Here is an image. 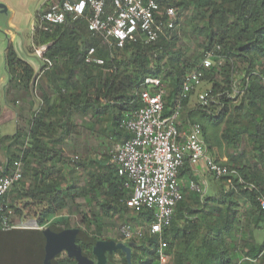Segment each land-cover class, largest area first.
<instances>
[{
  "label": "trees",
  "instance_id": "16d2710c",
  "mask_svg": "<svg viewBox=\"0 0 264 264\" xmlns=\"http://www.w3.org/2000/svg\"><path fill=\"white\" fill-rule=\"evenodd\" d=\"M156 2L161 9H192L200 16V26L194 25L193 31L201 37V50L194 57L185 58L176 50L177 38L173 34L147 44L136 39L123 48L108 46L88 29L87 10L85 17L68 15L63 24L49 31H32L31 46L47 45L43 56L51 65L42 63L41 74L50 84L52 98L41 92L38 83L34 85L40 92L41 105L27 131L17 130L13 136L0 139L7 143L8 166L19 156L23 161L22 179L4 200L20 221L33 220L38 228L49 224L53 230L70 228L69 217L63 212L70 206L79 209L78 199L95 203L99 213L82 214L76 226L79 233L75 243L90 260H94L93 245L101 239L110 220L122 218L145 225L151 220V212L125 207L122 181L112 155L107 154L102 161H88L90 175L86 184L75 186L68 180L71 169L60 146L74 133L75 114L92 121L91 129L102 125V132L115 144L125 138L119 127L121 119L142 105L135 93L144 78L159 77L166 91L164 115L179 105L185 121L200 124L206 144L209 140L219 144L214 132L221 124L224 129L220 136L233 149L237 150L246 136L255 153L253 158L262 169V175L253 176L237 158L227 159L222 164L255 188L240 185L236 177H230L231 184L227 183L229 177H221L217 179L221 187L213 197L193 193V204L184 198V190H188L184 187L172 222L161 234V240L166 242L164 264H264V209L259 202L264 198V0ZM170 32L173 29L167 36ZM90 48H94V58L101 64L86 62ZM206 51L218 56L200 79L209 86L205 89L208 104L185 112L191 93L180 99L182 83L188 72L199 67ZM5 70L8 86H16L24 93L33 87L32 68L18 58L12 47L5 52ZM235 81L242 94L230 99L228 94ZM10 230L0 225V234L4 233L0 240L7 235L8 244L16 250L21 234ZM238 230L241 237L236 239L231 233ZM255 230L263 231L260 243L256 242ZM130 243L129 260L117 250L106 257V264L159 263L158 236ZM42 257L43 254L34 257L32 246L30 250L21 249L20 259L26 264H40ZM52 264L77 263L60 255Z\"/></svg>",
  "mask_w": 264,
  "mask_h": 264
},
{
  "label": "built area",
  "instance_id": "2783aa9c",
  "mask_svg": "<svg viewBox=\"0 0 264 264\" xmlns=\"http://www.w3.org/2000/svg\"><path fill=\"white\" fill-rule=\"evenodd\" d=\"M42 6L44 8L37 14L32 27L33 32L49 31L51 27L63 24L68 15L85 17L87 10L88 29L100 36L108 46L119 48L136 39L147 44L168 38V30L174 29L175 9H161L156 0H45ZM46 48L47 45H32L33 53L49 67L51 63L43 56ZM94 54V48H90L86 62L101 64L102 61L95 59ZM215 57L218 58L214 52L206 51L199 67L186 74L180 99L186 98L200 85L203 72L212 66ZM135 94L142 105L130 116L121 119L119 127L125 133V138L115 144L112 159L122 181L123 204L134 211H150L151 220L137 226L125 223L120 229L123 241L129 243L146 236H158V264H164L167 260L164 253L166 242L161 240V234L170 226L176 206L183 198L178 173L185 163L194 166L203 162L207 173L217 179L229 177L227 183L231 184L232 176L237 178L240 185L249 189L255 187L245 184L234 169L208 156L200 124L185 120L180 122L182 110L179 105L172 113L164 115L166 91L159 77L144 78ZM241 94L235 81L228 98L235 99ZM198 101L205 107L208 93L200 94ZM22 173L21 156L10 166L0 164V225L3 228L17 227L11 220L13 210L4 197L22 179ZM187 188L200 196L205 194V188L195 182H190ZM259 202L264 209V198H259Z\"/></svg>",
  "mask_w": 264,
  "mask_h": 264
},
{
  "label": "rangeland",
  "instance_id": "374dc122",
  "mask_svg": "<svg viewBox=\"0 0 264 264\" xmlns=\"http://www.w3.org/2000/svg\"><path fill=\"white\" fill-rule=\"evenodd\" d=\"M44 3L45 0H0V79L6 76L5 52L9 47H12L19 59L31 63L36 68L40 69L42 67V62L33 53L31 33L38 11ZM200 21V16L192 9L182 11L175 10V18L173 21L174 29L167 37L170 38L172 34L175 35L177 38L176 50H179L185 58H192L201 50V37L193 31L194 25L200 26ZM208 87L206 83H200V85L188 96L185 112L195 110V108L200 106L198 96L203 94ZM14 99V102H16V100L20 101L19 97H15ZM33 114L31 113V115H28V113H25V116L23 115L24 118H26L21 122V131H27L29 121L32 119ZM72 122L75 125L74 133L71 137L65 139L60 149L62 150L66 164H68L69 169H71L70 175L67 176L68 180L72 185L82 186L86 184L90 175V169H88L87 166L88 161H102L103 157H106L107 154L112 155L114 153L115 143L108 139L105 132H102L104 128L102 125H96L91 129L90 124L93 122L88 120V118L75 114L72 117ZM223 129V124H221L217 130L215 129L214 137L216 140H220V142L219 144L216 142L218 144L216 145L215 140H209L207 143L208 155L216 159L215 153L217 150L218 153L225 155L228 159L237 158L241 164L248 167L253 176L262 175V169L256 161V158H253L255 153L248 144L246 136H243L242 143L236 150L228 146L222 140L220 135H222ZM77 162H79V164H77ZM2 163L5 162L0 160V164ZM16 187L17 186L14 188ZM14 188L11 189L10 193L13 192L12 190H14ZM76 202L79 205V209L70 206L69 209L63 212V215H68L69 217L68 226H70V229L72 227L78 229L76 226H79L82 214H87L89 211H93L95 214L99 213L98 207L93 202L87 203L86 200L82 199H78ZM11 220L12 223L21 225L17 217H13ZM125 223L131 226L141 225L135 222L128 223V219L126 221L122 218H115L108 222L109 226L100 234L101 239L98 242L109 241L110 243H128L123 241L120 229ZM35 224V221L29 220L24 221L23 226H34ZM237 232H240V230L236 232L233 231L231 235L239 239L241 235ZM254 236L256 242L260 243V239L262 240L263 238V231L259 233L255 230ZM62 253L65 255L64 252Z\"/></svg>",
  "mask_w": 264,
  "mask_h": 264
},
{
  "label": "crops",
  "instance_id": "0c3cea01",
  "mask_svg": "<svg viewBox=\"0 0 264 264\" xmlns=\"http://www.w3.org/2000/svg\"><path fill=\"white\" fill-rule=\"evenodd\" d=\"M41 61V60H40ZM34 72V79L30 85L33 87L29 88L27 93H24L20 88L16 86H8L9 80L8 75L3 79H0V139L4 136H13L17 130H21V122L26 118H24L25 113L28 115L37 112L41 105L40 100V92L36 91L34 85L38 83L41 92L45 93V95H49L52 98L50 84L48 83L46 77L42 76L41 69L42 67L36 68L31 63L26 62ZM36 76V78H35ZM35 83V84H34ZM39 90V91H40ZM15 97H19L20 101H15ZM19 105V106H18ZM24 107V108H23ZM24 115V116H23ZM185 119V113L182 111V115L180 117V122H183ZM29 127V125H28ZM13 129V130H12ZM7 143L0 141V160L6 162L7 160ZM208 154V153H207ZM216 159L212 158L214 161H219L221 164L227 161V157L218 153L216 150ZM209 156V155H208ZM210 157V156H209ZM224 165V164H223ZM178 181L181 187H186L190 182H195L199 185H202L205 188V195L209 197H213L220 189L221 185L217 178L213 177L211 174L207 173L205 165L203 162H199L194 166H190L189 164H184V166L179 170L178 174ZM196 193L191 191L189 188L188 190H184V198L187 199L189 204H193V198L195 196L192 195ZM21 225H17L15 228H11L10 231H16L18 234H21L20 239L16 240L18 242V247L16 250L13 248L11 249V244L8 240V236L6 235L5 240H0V264H26V260L22 261L20 259L21 256V249H31L33 247V255L34 257L38 255H44L47 252L52 251H59L61 242L63 238L55 243L53 246L49 247L48 249L45 248L44 242L45 238L43 236V232L48 230V239L52 240V233L61 232L62 228H58L57 230H53L51 225L47 224L42 227L36 226H23L24 222H20ZM75 228L72 227L69 230H74ZM79 233V230H78ZM4 233L0 234V237ZM78 235V234H77ZM77 235L75 237V242L77 239ZM21 240V242H20ZM14 241V240H11ZM77 245V244H76ZM78 246V245H77ZM15 250V251H14ZM23 251V250H22ZM25 250L22 252L25 255ZM60 255H64L62 251L55 254L52 261ZM94 261V260H93Z\"/></svg>",
  "mask_w": 264,
  "mask_h": 264
},
{
  "label": "water",
  "instance_id": "95a60500",
  "mask_svg": "<svg viewBox=\"0 0 264 264\" xmlns=\"http://www.w3.org/2000/svg\"><path fill=\"white\" fill-rule=\"evenodd\" d=\"M48 230L43 232L45 238L44 246L46 249L53 246L55 243L61 242L59 251L47 252L43 255L40 264H52V259L55 254L60 251L64 252L70 258H73L77 264H106L107 256H110L113 252L119 250L126 255V259L129 260L130 257V245L132 243H110L107 242H96L92 248V254L94 256V261L88 259L85 255L82 254L79 246L75 243V237L78 234V229L69 230L65 229L58 233H52V240L48 239Z\"/></svg>",
  "mask_w": 264,
  "mask_h": 264
}]
</instances>
